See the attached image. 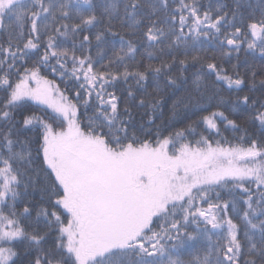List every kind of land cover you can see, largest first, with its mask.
I'll list each match as a JSON object with an SVG mask.
<instances>
[{
  "label": "snow or ice",
  "instance_id": "6c2138e0",
  "mask_svg": "<svg viewBox=\"0 0 264 264\" xmlns=\"http://www.w3.org/2000/svg\"><path fill=\"white\" fill-rule=\"evenodd\" d=\"M0 264H264V0H0Z\"/></svg>",
  "mask_w": 264,
  "mask_h": 264
},
{
  "label": "trees",
  "instance_id": "16d2710c",
  "mask_svg": "<svg viewBox=\"0 0 264 264\" xmlns=\"http://www.w3.org/2000/svg\"><path fill=\"white\" fill-rule=\"evenodd\" d=\"M241 57L243 58V53H241Z\"/></svg>",
  "mask_w": 264,
  "mask_h": 264
}]
</instances>
